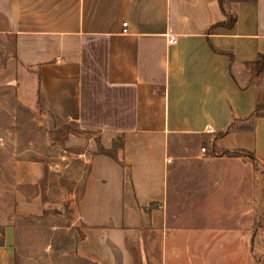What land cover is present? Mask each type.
<instances>
[{
  "label": "crops",
  "instance_id": "0c3cea01",
  "mask_svg": "<svg viewBox=\"0 0 264 264\" xmlns=\"http://www.w3.org/2000/svg\"><path fill=\"white\" fill-rule=\"evenodd\" d=\"M229 5L233 27L208 33L225 20L218 0H0V37L13 45L0 86L12 85L18 103L52 120L63 152L78 160L70 171L81 182L78 195L65 191L47 201L56 164L16 161L14 217H40L57 207L62 213L67 205L90 260H99L101 249L140 240L139 219L152 202L160 205L150 216L163 226L157 247L167 254L185 232L196 234L175 226L178 217L241 218L244 185L259 198L258 175L242 153L264 168V116L237 122L251 130L214 136L264 104V74L251 77L245 67L264 55V0ZM123 135L147 145L146 157L121 159L114 144ZM174 138L204 139L208 154L205 146L171 149L168 171L164 156ZM154 161H160L157 176L140 173L136 164ZM202 164L206 177L198 172ZM191 183L198 187L193 200L181 191ZM13 245L14 227L7 226L0 264H15Z\"/></svg>",
  "mask_w": 264,
  "mask_h": 264
},
{
  "label": "rangeland",
  "instance_id": "374dc122",
  "mask_svg": "<svg viewBox=\"0 0 264 264\" xmlns=\"http://www.w3.org/2000/svg\"><path fill=\"white\" fill-rule=\"evenodd\" d=\"M12 46L10 38L0 37V74L13 56ZM261 113L264 114V108ZM53 126L52 120L42 111L31 110L18 103L12 85L0 86V243L4 229L13 226L12 252L15 264H264V168L255 164L252 158L245 161L252 164L258 175V201L250 195L251 186L244 185V211L241 218L178 217L175 226L196 234L191 236L185 232V236L178 239V248L169 254L157 247L160 242L158 231L163 230V226L159 224L160 219L150 216V210L157 209L159 202L150 203L148 216L139 219L142 233L140 240H132L126 249H101L99 260L83 256L84 249L79 245L83 235L79 228L70 227L67 205H63L62 213L61 207H57L44 211L40 217L15 218V196L19 187L14 183L12 167L18 160L44 159L52 167L56 164L47 179L49 184L45 181L51 188L50 194L45 197L47 201L58 199L59 194L65 191L74 192L75 196L81 191V182H75L72 178L74 173L71 175L70 171L73 165H78V160L68 154L69 150L63 152L64 137ZM168 144L164 165L169 171L172 164L170 155L176 152L172 153L171 149H192L193 146H205L206 142L204 139L174 138ZM114 147L121 149L123 160L125 156L143 159L146 157L145 150L149 151L144 143L124 135L115 141ZM205 149L203 153L206 155V146ZM117 153L118 150L112 152L115 156ZM62 163L70 166L63 169ZM136 165L140 173L148 169L154 177L160 169V161L151 162L149 166L146 163ZM196 172L191 170L189 177L193 179ZM198 172L206 177L203 164ZM187 176L183 175L184 178ZM195 189L198 187L191 183L182 186L181 191L186 190L193 200ZM193 213L196 212L192 210Z\"/></svg>",
  "mask_w": 264,
  "mask_h": 264
},
{
  "label": "trees",
  "instance_id": "16d2710c",
  "mask_svg": "<svg viewBox=\"0 0 264 264\" xmlns=\"http://www.w3.org/2000/svg\"><path fill=\"white\" fill-rule=\"evenodd\" d=\"M231 1H235V0H218L219 8H220L225 20L221 23H218V24L210 27L208 33H211L216 28L231 29L233 27V25L236 22V14L234 12H232V10L230 9L229 3ZM229 57H230V60H232L231 55ZM245 67L248 70L251 77H258V76L264 74V55H259L257 60L254 63L246 64ZM263 108H264V104L263 105L257 104L255 109L247 117H245L243 119H239V120H235V119L232 120L230 122L229 126L223 132L217 133L214 136L215 139L225 136L232 129L237 128V127L242 128L244 130H251L252 129L251 124L250 125H247V124H244V125L241 124L240 125L239 124L238 126L236 124H237V122H246L249 120H254V119L259 118V117H263L264 114L261 113V110ZM100 152L105 153L106 155L113 157L111 155V152H105L102 150ZM241 153L242 152H240V153L239 152L229 153L227 151H224L221 154L228 156V157L245 155L246 157L252 158L249 153H242L243 155Z\"/></svg>",
  "mask_w": 264,
  "mask_h": 264
},
{
  "label": "built area",
  "instance_id": "2783aa9c",
  "mask_svg": "<svg viewBox=\"0 0 264 264\" xmlns=\"http://www.w3.org/2000/svg\"><path fill=\"white\" fill-rule=\"evenodd\" d=\"M123 28H126L127 27V24L126 23H123ZM127 32V30L126 29H124L123 30V33H126ZM167 43L169 44V45H171V44H174V43H176V39L174 38V37H167ZM205 150L204 149H201V152L203 153Z\"/></svg>",
  "mask_w": 264,
  "mask_h": 264
}]
</instances>
